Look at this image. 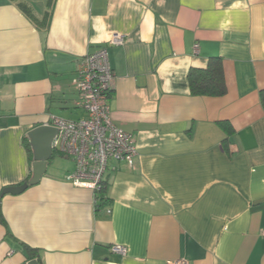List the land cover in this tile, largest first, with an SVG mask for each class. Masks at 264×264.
I'll list each match as a JSON object with an SVG mask.
<instances>
[{
	"label": "crops",
	"instance_id": "0c3cea01",
	"mask_svg": "<svg viewBox=\"0 0 264 264\" xmlns=\"http://www.w3.org/2000/svg\"><path fill=\"white\" fill-rule=\"evenodd\" d=\"M104 46L133 167L112 160L99 194L56 150L2 196L33 176L32 129L86 116L74 79ZM216 57L226 94H192ZM262 90L264 0H0V264H264Z\"/></svg>",
	"mask_w": 264,
	"mask_h": 264
},
{
	"label": "built area",
	"instance_id": "2783aa9c",
	"mask_svg": "<svg viewBox=\"0 0 264 264\" xmlns=\"http://www.w3.org/2000/svg\"><path fill=\"white\" fill-rule=\"evenodd\" d=\"M125 37L115 35L109 45H120ZM116 74L111 66L108 47L85 56L79 63L74 84L79 92L78 106L86 116L77 120L56 117L51 125L59 129L55 150L71 157L75 170L68 179L78 187L99 191L112 160L133 167L137 154L135 137L118 126L113 119L111 96ZM111 250L126 256L128 247L113 244ZM180 264H188L182 260Z\"/></svg>",
	"mask_w": 264,
	"mask_h": 264
},
{
	"label": "water",
	"instance_id": "95a60500",
	"mask_svg": "<svg viewBox=\"0 0 264 264\" xmlns=\"http://www.w3.org/2000/svg\"><path fill=\"white\" fill-rule=\"evenodd\" d=\"M58 135L59 129L51 124H42L28 133L30 144L33 149V176L20 185L5 187L1 192L2 196L5 194H21L28 189L29 186L40 182L56 151L54 141ZM28 264H40V262L37 258H33Z\"/></svg>",
	"mask_w": 264,
	"mask_h": 264
},
{
	"label": "trees",
	"instance_id": "16d2710c",
	"mask_svg": "<svg viewBox=\"0 0 264 264\" xmlns=\"http://www.w3.org/2000/svg\"><path fill=\"white\" fill-rule=\"evenodd\" d=\"M53 0H49L52 2ZM22 8L28 12L26 4L21 3ZM47 18V16H46ZM191 93L194 95L222 96L226 94V84L220 58H212L206 69H191L189 72ZM261 99L264 104V90L261 91ZM103 189V188H102ZM102 189L99 190L101 194ZM1 200V199H0ZM0 220L6 224L0 202ZM31 258H37L41 264L38 252L31 249Z\"/></svg>",
	"mask_w": 264,
	"mask_h": 264
}]
</instances>
